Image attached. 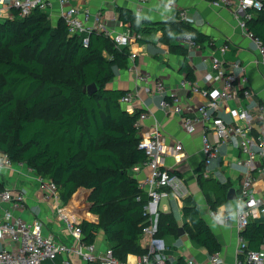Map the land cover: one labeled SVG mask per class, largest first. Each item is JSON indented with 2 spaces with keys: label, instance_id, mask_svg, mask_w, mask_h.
Instances as JSON below:
<instances>
[{
  "label": "trees",
  "instance_id": "obj_1",
  "mask_svg": "<svg viewBox=\"0 0 264 264\" xmlns=\"http://www.w3.org/2000/svg\"><path fill=\"white\" fill-rule=\"evenodd\" d=\"M14 13L13 19L0 21V149L12 162H25L52 178L66 206H80V200L89 204L88 211L98 221L80 222L83 241L95 242L97 231L103 229L118 259L144 253L148 195L132 171L146 159L135 125L143 111L130 113L121 102L129 90L107 85L117 69L129 66V48L116 46L104 30L90 32L84 44L85 34L70 35L62 18L55 26L39 7L26 17ZM134 15L120 10L125 23L134 21ZM245 25L264 46V10L246 18ZM177 29L181 35L190 33L198 44L209 38L185 20ZM175 50L184 56L181 71L194 80L187 49ZM92 83L97 90L89 94L85 90ZM198 182L212 210L228 201V182L205 176L202 170ZM183 212L192 239L209 254L221 251L199 204L189 197ZM178 228L173 213L160 211L159 236L178 235ZM243 233L249 248L259 249L264 221H250Z\"/></svg>",
  "mask_w": 264,
  "mask_h": 264
},
{
  "label": "crops",
  "instance_id": "obj_2",
  "mask_svg": "<svg viewBox=\"0 0 264 264\" xmlns=\"http://www.w3.org/2000/svg\"><path fill=\"white\" fill-rule=\"evenodd\" d=\"M166 4H173L172 9H168ZM70 6H77L81 12L88 9L90 18L88 25L96 24V17L111 34H117L127 29L133 32H140L141 39L133 40L130 44V53L135 54L134 60L129 58V66L117 69L116 76L108 82L109 88L129 90L133 94L132 104L134 110H142L149 113L143 120L139 134L142 136L147 130L158 124L170 144L177 141L182 142L185 156L172 155L165 156V166L173 173L184 179L189 187L187 198L194 199L200 206L201 214L209 224L213 232L220 241L221 253L225 259L224 264H235L238 247V227L237 221L230 224H222L211 215V208L206 195L203 193L198 182V175L202 170L205 176L215 177L223 182H228L230 188H235L236 194L240 192L241 181L244 177L246 167L240 164V159H245L246 155L239 147V140L232 136L220 145L218 154L210 164L205 163L202 151V134L207 124H198L196 132L187 133L182 125L181 116L173 112H166L159 106L161 95L155 91L156 80L161 79L166 86V96L180 94L184 103H194L195 105L206 104L208 98L201 92H192L190 89L181 88L180 82L188 79L181 67L184 56L175 50L178 46L187 49V61L192 69L195 82L200 88H212L216 82L208 80L207 75L212 71V57L222 58L225 62L231 63L239 61L242 64L243 72L240 81H244L252 91L250 98L241 101H230L229 104L221 105L215 111L216 115L222 117L226 122L242 124L230 113V107L235 105L249 110L255 114L257 104L264 105V60L260 52L259 45L240 22L235 13L227 6H215L209 0H49L46 8L48 17L53 25H57L62 18V12ZM129 9L135 15L134 21L123 22L120 19V10ZM186 10L187 22L209 38L198 44L195 48L182 43L181 34L178 33L177 25L180 23L179 12ZM83 17V14H81ZM166 26V27H165ZM227 45L223 53L221 47ZM105 55L108 52L105 51ZM134 65L133 69L130 66ZM139 74L149 77V81H143ZM190 80V79H188ZM125 107L126 105L123 104ZM191 114H195L191 113ZM264 133V120H256L251 135L258 136ZM213 136V135H212ZM255 162L252 173L255 177V188L258 196L264 198V157H259ZM133 171V170H132ZM149 168L142 166L140 170L133 171L139 180H143L149 174ZM0 182L5 185H14L27 190V203L23 208L16 209V213L25 219L31 220L39 216L46 220V232L53 231L59 235L66 243L73 245L74 237L65 227L61 217L55 213L54 208L40 199V193L35 182L18 173L4 171L0 169ZM187 198H179L173 194L161 199L159 209L162 212H171L175 215L179 226L184 227V203ZM163 200V203H162ZM80 206L72 203L66 208L72 215L81 222L88 219L98 221V216L88 211L89 204ZM237 200H228L220 205L217 210L221 213L235 214ZM256 221H264V216ZM185 229V227H184ZM99 236L98 249L104 251L110 248L111 244L106 239L103 229L97 231ZM145 237V236H144ZM167 244L165 264H181L186 258L193 257L201 262H208L210 254L207 249L195 242L188 232L179 236L168 234L163 237ZM142 246H146V237ZM139 253H129L126 260L131 264L136 263ZM69 256L74 264H87L74 252ZM62 259L61 256L59 260Z\"/></svg>",
  "mask_w": 264,
  "mask_h": 264
},
{
  "label": "built area",
  "instance_id": "obj_3",
  "mask_svg": "<svg viewBox=\"0 0 264 264\" xmlns=\"http://www.w3.org/2000/svg\"><path fill=\"white\" fill-rule=\"evenodd\" d=\"M142 1L145 2L146 0ZM209 1L215 6L229 7L243 25H245V19L250 18L254 12L264 10V0ZM61 2H65V0H61ZM48 4L49 0H0V21L13 19L16 16L15 10L18 12V16L26 17L34 8L39 7L46 10ZM166 7L172 9L173 4H166ZM89 18V10L85 9L81 12L77 6H70L62 12V19L67 25L68 33L70 35L85 34L83 37L84 44H88V34L94 30L106 31L113 37L116 46L120 48L129 47L133 40L142 37L140 32H133L131 29L111 34L100 22L99 16L96 17V24L92 25L87 24ZM179 18L187 20L186 10H180ZM250 34L258 43L264 60V46L253 33L250 32ZM181 40L190 48L198 46L190 33L183 34ZM220 49L224 53L227 45ZM130 58L134 60L135 54L130 53ZM133 68L134 65H131L130 69ZM211 68L213 72L207 75L208 80L217 83L212 88H200L195 82L186 78L180 82L181 88L190 89L192 92H201L206 96L208 98L206 104H186L180 94L166 96L165 83L158 79L155 83V91L161 95L159 106L166 112L180 115L183 128L189 134L196 132L199 123L207 124L202 134V151L207 165L218 154L223 142L232 136L238 138L239 147L246 155L245 159H240L238 162L245 165L246 171L236 198L235 214L221 213L219 210H211L210 212L222 224L237 221L238 247L235 264H264V243L259 249H250L243 233L250 221L258 220L264 216V198L256 193L255 177L252 173L255 167L254 160L264 157V133H259L258 136L251 135L256 120H264V105L257 104L255 114L236 105L230 107L232 116L243 123L226 122L222 117L216 115L215 111L221 105L229 104L230 101L237 102L250 98L252 91L245 85L244 81H240V78H244L242 76L243 67L239 61L227 63L222 58L213 56ZM138 76L143 81H149L148 76L142 74ZM132 101L133 94L131 92H127L121 98V102L126 105L130 113L135 111ZM194 112V115L191 114ZM148 115L149 113L146 111L140 114L135 123L139 129H141L143 120ZM138 146L145 150L146 159L136 164L132 170L135 172L145 166L150 171L139 184L140 189L148 195L143 211L147 223L142 228L143 235L146 237V250L137 256L135 264H165L167 244L163 237L158 235L159 203L162 198L170 194L185 198L189 193V187L182 177L165 166L164 160L166 155H172L176 158L178 155H183L182 159L185 156L184 147L180 141L172 144L167 142L161 127L157 123L142 134ZM0 169L31 178L40 193V199L54 208L55 213L61 217L75 241L71 245L53 231L44 233L46 220L39 216L27 220L22 215L17 214L16 209L23 208L27 203V190L17 184L5 185L0 183V264H74L73 259L69 256L71 252L77 254L87 264H131L127 260L118 259L111 248L101 251L95 242L87 243L82 240L83 232L80 222L66 208L60 197L58 184L52 178L42 176L25 162H12L10 156L1 149ZM60 256L62 259L59 260ZM224 263L225 259L221 251H218L210 254L208 262H201L189 257L181 264Z\"/></svg>",
  "mask_w": 264,
  "mask_h": 264
},
{
  "label": "water",
  "instance_id": "obj_4",
  "mask_svg": "<svg viewBox=\"0 0 264 264\" xmlns=\"http://www.w3.org/2000/svg\"><path fill=\"white\" fill-rule=\"evenodd\" d=\"M96 90H97L96 84L92 83V84L88 85V87H87V89L85 91H87L89 94H92ZM227 198H228V200H232V199H236L237 198V194H236L235 188L232 187V188H230L228 190ZM183 234H185V229H184L183 226H179L178 235L181 236Z\"/></svg>",
  "mask_w": 264,
  "mask_h": 264
},
{
  "label": "rangeland",
  "instance_id": "obj_5",
  "mask_svg": "<svg viewBox=\"0 0 264 264\" xmlns=\"http://www.w3.org/2000/svg\"><path fill=\"white\" fill-rule=\"evenodd\" d=\"M162 203H163V200H162ZM100 230H101V229H99V231H100ZM44 233H47L46 230H44ZM99 236H100V235L98 234V238H97V241H96V245L99 244ZM98 247H99V245H98Z\"/></svg>",
  "mask_w": 264,
  "mask_h": 264
}]
</instances>
